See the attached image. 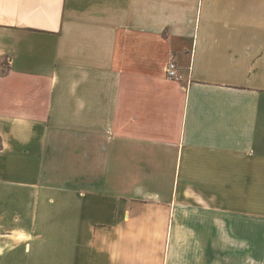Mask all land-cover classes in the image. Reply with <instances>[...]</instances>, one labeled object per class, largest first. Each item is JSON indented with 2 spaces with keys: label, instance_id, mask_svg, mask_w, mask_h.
Returning <instances> with one entry per match:
<instances>
[{
  "label": "crops",
  "instance_id": "obj_1",
  "mask_svg": "<svg viewBox=\"0 0 264 264\" xmlns=\"http://www.w3.org/2000/svg\"><path fill=\"white\" fill-rule=\"evenodd\" d=\"M0 141V264H264V0H0Z\"/></svg>",
  "mask_w": 264,
  "mask_h": 264
},
{
  "label": "built area",
  "instance_id": "obj_2",
  "mask_svg": "<svg viewBox=\"0 0 264 264\" xmlns=\"http://www.w3.org/2000/svg\"><path fill=\"white\" fill-rule=\"evenodd\" d=\"M164 75L168 79L179 80L182 78V73L178 69V66L174 59H170L164 67Z\"/></svg>",
  "mask_w": 264,
  "mask_h": 264
},
{
  "label": "trees",
  "instance_id": "obj_3",
  "mask_svg": "<svg viewBox=\"0 0 264 264\" xmlns=\"http://www.w3.org/2000/svg\"><path fill=\"white\" fill-rule=\"evenodd\" d=\"M7 68H1V72H4ZM2 147L1 141H0V149Z\"/></svg>",
  "mask_w": 264,
  "mask_h": 264
},
{
  "label": "rangeland",
  "instance_id": "obj_4",
  "mask_svg": "<svg viewBox=\"0 0 264 264\" xmlns=\"http://www.w3.org/2000/svg\"><path fill=\"white\" fill-rule=\"evenodd\" d=\"M190 205H191V202H190Z\"/></svg>",
  "mask_w": 264,
  "mask_h": 264
}]
</instances>
